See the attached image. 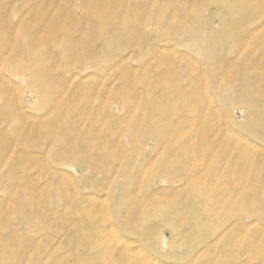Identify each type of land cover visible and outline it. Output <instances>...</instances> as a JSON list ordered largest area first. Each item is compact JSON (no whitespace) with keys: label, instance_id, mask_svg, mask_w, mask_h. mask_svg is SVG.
<instances>
[{"label":"rangeland","instance_id":"374dc122","mask_svg":"<svg viewBox=\"0 0 264 264\" xmlns=\"http://www.w3.org/2000/svg\"><path fill=\"white\" fill-rule=\"evenodd\" d=\"M0 264H264V0H0Z\"/></svg>","mask_w":264,"mask_h":264},{"label":"bare ground","instance_id":"6f19581e","mask_svg":"<svg viewBox=\"0 0 264 264\" xmlns=\"http://www.w3.org/2000/svg\"><path fill=\"white\" fill-rule=\"evenodd\" d=\"M173 167H174V165H173ZM167 175V174H166ZM163 177V176H162ZM169 177H170V175H169ZM165 178V177H164ZM167 181V180H166ZM158 197V196H157ZM157 197L155 198V199H157ZM153 201H154V199H153ZM176 234V233H175Z\"/></svg>","mask_w":264,"mask_h":264}]
</instances>
